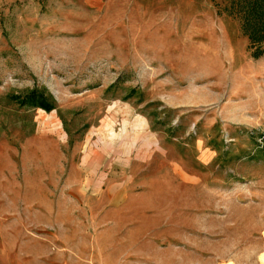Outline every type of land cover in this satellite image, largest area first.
<instances>
[{
  "label": "rangeland",
  "instance_id": "obj_1",
  "mask_svg": "<svg viewBox=\"0 0 264 264\" xmlns=\"http://www.w3.org/2000/svg\"><path fill=\"white\" fill-rule=\"evenodd\" d=\"M222 8L0 0V264H261L264 45Z\"/></svg>",
  "mask_w": 264,
  "mask_h": 264
},
{
  "label": "trees",
  "instance_id": "obj_2",
  "mask_svg": "<svg viewBox=\"0 0 264 264\" xmlns=\"http://www.w3.org/2000/svg\"><path fill=\"white\" fill-rule=\"evenodd\" d=\"M218 2L227 16L239 21L250 47L255 48L254 51L260 49L264 45V0H218ZM34 99L35 102H30V106L49 109L40 104L39 96ZM260 151L264 153V148Z\"/></svg>",
  "mask_w": 264,
  "mask_h": 264
},
{
  "label": "bare ground",
  "instance_id": "obj_3",
  "mask_svg": "<svg viewBox=\"0 0 264 264\" xmlns=\"http://www.w3.org/2000/svg\"><path fill=\"white\" fill-rule=\"evenodd\" d=\"M261 260V264H264V254L263 255H261V258H260ZM227 264H231V263H227Z\"/></svg>",
  "mask_w": 264,
  "mask_h": 264
}]
</instances>
